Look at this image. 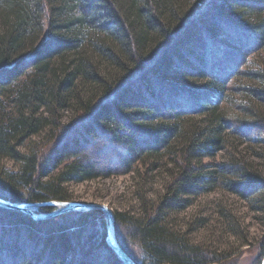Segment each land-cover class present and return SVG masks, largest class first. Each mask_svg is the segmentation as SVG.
Segmentation results:
<instances>
[{
  "label": "trees",
  "instance_id": "16d2710c",
  "mask_svg": "<svg viewBox=\"0 0 264 264\" xmlns=\"http://www.w3.org/2000/svg\"><path fill=\"white\" fill-rule=\"evenodd\" d=\"M196 1L0 0V159L21 164L16 172H0V198L27 205L63 202V183L112 175L115 162L123 173L137 171L139 164L155 170L167 156L175 171L158 201L140 217L112 213L117 244L134 264L223 260L170 231L163 213L184 209L185 197L215 187L247 200L255 196L254 202L261 201L256 209L264 211L260 170L236 159L207 171L201 165L225 149V137L232 132L244 140L264 137V117L249 106L264 103V64L249 74L233 72L234 77H251L242 89L248 100L238 106L248 120L233 121L221 110L232 77L224 75L216 60V55L232 51L246 63L252 50L264 48V0ZM238 32L249 34L247 46L236 37ZM107 65L114 67L113 75ZM183 80L190 83L181 84ZM81 85L93 89L80 94ZM164 86L169 99L160 105L156 88ZM64 110L73 112L68 125L60 124ZM78 128L83 135L70 137ZM52 129L62 133L60 142L43 163H37L36 153L20 152L26 140ZM138 131L142 142L133 135ZM102 132L123 151L113 152L109 167L83 155L84 146ZM62 163L52 180H38ZM38 209L47 213L53 206ZM0 216L7 217L1 224L16 240L21 234L33 239L23 247L18 241L0 242L12 251V264H96L97 251L104 252L105 263L123 264L106 242L100 210L35 219L0 207ZM127 242L141 252L140 263ZM263 255L264 243L257 264Z\"/></svg>",
  "mask_w": 264,
  "mask_h": 264
},
{
  "label": "rangeland",
  "instance_id": "374dc122",
  "mask_svg": "<svg viewBox=\"0 0 264 264\" xmlns=\"http://www.w3.org/2000/svg\"><path fill=\"white\" fill-rule=\"evenodd\" d=\"M188 1L193 2L196 0ZM201 1L197 0L196 5H199ZM236 37L247 46L249 34L238 32ZM206 57L208 62L211 61L215 64L216 60L220 61L219 64L217 63L219 69H224L223 73L225 76L229 74L232 77L228 82L227 97L221 104V110H224L229 119L233 121L248 120L246 117L248 114H244L238 106L244 104L245 100H248L242 89L248 86V82H250L248 79L251 77L248 75L234 77L233 72L240 73L243 70L245 74H249L250 72L258 71L261 64H264V48L260 51L252 50L247 57L248 61L246 63L244 60L238 59L232 51H226L222 57L221 55H216V60L210 59L207 54ZM105 67L107 70H111L112 75L115 73L114 67L109 65ZM217 72L218 74L220 73L219 70ZM184 82L190 83L183 80L181 84H185ZM87 86H79L78 92L80 94L82 92L85 93L88 89L92 91L93 88H87ZM167 91L168 88L165 86L164 88H156V96L160 100V105H163L161 101H165V98L168 96ZM167 99L169 98L167 97ZM250 105L254 106L260 117H264V103L252 101ZM72 114L71 110L62 111L60 114V124L68 125L73 118ZM237 128L234 127L235 130ZM53 131V129L45 130L32 136L19 147L20 152L24 154L36 153L37 163H43V160L51 153L56 144L60 142L59 138L62 133L57 134L58 131ZM72 133L73 135L70 137L83 135V131L80 128L75 129ZM141 133V131H138L133 134L136 141H141ZM103 134V132L100 133L97 140L93 141L90 139V143L86 144L87 147L84 144L86 149L83 151V155L87 158L99 159L108 166L111 162L113 163V152L117 154L123 151H121L119 146L106 141L105 138L108 139V136L106 135L105 137ZM236 134L238 133L232 132L229 136L225 137V149L219 151L213 158H204L201 161V165L207 167L204 171L210 170L209 166L211 165L224 164L229 162L230 159H236L250 164V168L260 170V175L264 176V140H262L264 137L257 135L254 139L244 140V137H237L238 135ZM248 134L247 136L253 137L256 133L248 132ZM67 161L69 162L71 159H67ZM161 162V165L155 170H147L146 166L144 167V165L139 164L136 167L137 171L129 173H123L124 170L119 168L117 166L118 163L115 162L114 165L111 164L113 168L116 167V171L112 175L80 182L63 183L61 187L67 196L64 201L103 204L112 213H125L128 216L140 217L146 208L155 204L164 194L165 187L171 179L170 173L175 171L173 164L167 156ZM20 166L19 162L11 159H0V172H16L20 169ZM63 166L64 163L47 175L39 176L38 180L40 182L52 180ZM185 198L187 200L186 208L175 212L166 211L163 213L164 223L170 231L182 237L189 245L198 248L202 253L217 254L218 258L223 259L219 264H257L264 243V211L262 208V210L256 209L259 203L261 205V201L258 203L254 202V200H257L255 196L248 200L244 199L223 187H215L198 196H188ZM27 209L34 215L45 214L35 204L28 205ZM0 219H2L0 220V242L2 244L18 241L22 247L23 245L31 246L30 243H33L32 238L28 239L25 237V234H21L19 240H16L17 238L8 226L1 224L4 221L6 222L7 217L0 216ZM3 226H6V229ZM38 230H41V228ZM90 230L89 226L85 229L82 234L83 240ZM78 242H75V244ZM126 246L129 248L132 256L139 258L138 263H140L142 259L141 252L135 247V244L130 245L127 242ZM97 253L98 259H94L95 263L104 264L106 258L104 252L97 251ZM11 254L12 251L9 254L5 245L0 247L1 262L6 264L10 262L12 264V260L8 259V256H12ZM101 256L105 258L102 260ZM108 263L106 261L105 264Z\"/></svg>",
  "mask_w": 264,
  "mask_h": 264
},
{
  "label": "water",
  "instance_id": "95a60500",
  "mask_svg": "<svg viewBox=\"0 0 264 264\" xmlns=\"http://www.w3.org/2000/svg\"><path fill=\"white\" fill-rule=\"evenodd\" d=\"M39 205H57L59 208L47 212L43 215H33L32 212H30L27 209V204H14L11 202H8L2 198H0V207L9 209V210H15V211H21L23 213L29 214L31 217L35 219H47L52 216H56L62 212L66 211H75V210H82V209H96L100 210L104 214L105 218V230H106V242L110 246V248L113 250V252L116 254V256L121 260L123 264H134L132 260L127 256V254L120 248V246L117 244L114 233H113V223H112V212L109 208H107L103 204H96V203H82V202H73V201H51V202H45L41 203ZM261 264H264V255L261 261Z\"/></svg>",
  "mask_w": 264,
  "mask_h": 264
},
{
  "label": "snow or ice",
  "instance_id": "6c2138e0",
  "mask_svg": "<svg viewBox=\"0 0 264 264\" xmlns=\"http://www.w3.org/2000/svg\"><path fill=\"white\" fill-rule=\"evenodd\" d=\"M3 70L2 69H0V72H2Z\"/></svg>",
  "mask_w": 264,
  "mask_h": 264
},
{
  "label": "bare ground",
  "instance_id": "6f19581e",
  "mask_svg": "<svg viewBox=\"0 0 264 264\" xmlns=\"http://www.w3.org/2000/svg\"><path fill=\"white\" fill-rule=\"evenodd\" d=\"M52 217H54V216H52ZM52 217H50V218H52Z\"/></svg>",
  "mask_w": 264,
  "mask_h": 264
}]
</instances>
